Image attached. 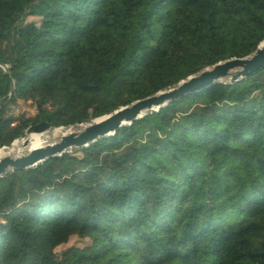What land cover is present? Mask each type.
Instances as JSON below:
<instances>
[{"label": "trees", "instance_id": "1", "mask_svg": "<svg viewBox=\"0 0 264 264\" xmlns=\"http://www.w3.org/2000/svg\"><path fill=\"white\" fill-rule=\"evenodd\" d=\"M262 42L264 0H0V89L11 82L0 149L41 123L87 124ZM16 97L36 115L9 117ZM0 264H264V70L8 173Z\"/></svg>", "mask_w": 264, "mask_h": 264}, {"label": "water", "instance_id": "2", "mask_svg": "<svg viewBox=\"0 0 264 264\" xmlns=\"http://www.w3.org/2000/svg\"><path fill=\"white\" fill-rule=\"evenodd\" d=\"M22 48H19V51H22ZM262 70H264V42L260 44L255 53L247 58H233L220 62L189 77L171 89L160 91L152 97L136 101L129 106L121 107L113 113L98 118L96 120H101L98 123L88 127L85 125L89 123L74 126H85L86 128L78 134L64 136L55 145L34 150L30 154L16 159L4 157L0 160V181L10 172L33 170L51 159L63 157L65 154H71L76 150L87 149L100 140L114 136L121 129L131 127L136 121L159 112L169 104L192 96L204 89L218 84L235 85L257 75ZM58 129H52L47 123H41L30 127L26 130V134H43Z\"/></svg>", "mask_w": 264, "mask_h": 264}, {"label": "bare ground", "instance_id": "3", "mask_svg": "<svg viewBox=\"0 0 264 264\" xmlns=\"http://www.w3.org/2000/svg\"><path fill=\"white\" fill-rule=\"evenodd\" d=\"M101 120L93 119L89 122L88 125L98 123ZM83 127H74L68 129H58V130H50L43 134H33L27 133L25 137L18 139L14 142V144L10 147H5L0 149V160L4 157H11V158H19L25 155L30 154L34 150L45 148L50 145H55L61 141L64 136H68L70 134H78L86 128Z\"/></svg>", "mask_w": 264, "mask_h": 264}, {"label": "rangeland", "instance_id": "4", "mask_svg": "<svg viewBox=\"0 0 264 264\" xmlns=\"http://www.w3.org/2000/svg\"><path fill=\"white\" fill-rule=\"evenodd\" d=\"M28 66V62H26V65ZM2 69V68H1ZM1 70H0V77H1ZM8 72V69H7ZM11 85V82L9 81V79H5L3 84H2V88L0 89V99L6 101V99H8L5 96V91L7 86ZM30 102H27L24 100V98H15L13 101H8L4 104L3 108L6 109L7 111V115L9 117H18V118H32L33 116L36 115V111L33 109V107H31ZM25 136H26V131H25ZM56 167H59V165L57 163H55ZM41 180L46 182L47 185H50L49 179L47 174L42 171L41 176H40Z\"/></svg>", "mask_w": 264, "mask_h": 264}, {"label": "built area", "instance_id": "5", "mask_svg": "<svg viewBox=\"0 0 264 264\" xmlns=\"http://www.w3.org/2000/svg\"><path fill=\"white\" fill-rule=\"evenodd\" d=\"M1 68L4 69V70H6V71H7V69H8L7 67H1Z\"/></svg>", "mask_w": 264, "mask_h": 264}]
</instances>
